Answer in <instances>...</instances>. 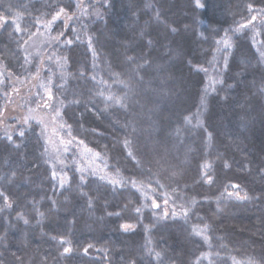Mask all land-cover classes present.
Wrapping results in <instances>:
<instances>
[{
	"label": "trees",
	"instance_id": "trees-1",
	"mask_svg": "<svg viewBox=\"0 0 264 264\" xmlns=\"http://www.w3.org/2000/svg\"><path fill=\"white\" fill-rule=\"evenodd\" d=\"M201 3L0 0L2 264H264V0ZM39 113L124 186L61 187Z\"/></svg>",
	"mask_w": 264,
	"mask_h": 264
},
{
	"label": "rangeland",
	"instance_id": "rangeland-1",
	"mask_svg": "<svg viewBox=\"0 0 264 264\" xmlns=\"http://www.w3.org/2000/svg\"><path fill=\"white\" fill-rule=\"evenodd\" d=\"M21 94L22 92L17 95L15 102L11 103L6 108L4 114L0 116V129L4 128L7 125L9 119H13L26 113V110L21 107V104H18V102L22 98ZM38 116L45 124V128L48 134V145L51 148L53 156H56V158H54L53 172L56 173L55 177L57 178L59 183H61V180L65 181V175L60 167L63 163V158H68V155H70V153H72V158H75V160L78 161V166L81 167L82 170H90L107 180H115L108 172L104 159L100 155H97V153L81 146V144H73V142H70L68 138L64 137L63 135L60 138L57 133L61 134V132L55 133V131L52 129L54 124H52V121L49 118L50 116L48 117L46 114L40 113ZM56 134L58 138L56 137ZM71 150H76V152L73 153Z\"/></svg>",
	"mask_w": 264,
	"mask_h": 264
},
{
	"label": "snow or ice",
	"instance_id": "snow-or-ice-1",
	"mask_svg": "<svg viewBox=\"0 0 264 264\" xmlns=\"http://www.w3.org/2000/svg\"><path fill=\"white\" fill-rule=\"evenodd\" d=\"M196 5H197L198 7H204V5L201 3V0H196ZM63 14H65V9H64V8H60L59 12H57L55 15L52 16V19L48 22V26H50L54 21H56L57 19H59V18L61 17V15H63ZM18 16H19V14H17V17H18ZM67 19L71 20V19H73V17L68 16ZM253 19H255V17H253ZM12 24H15V31H20V30H21L19 24H16L15 21H10V20H8L7 18H0V26H8V25H12ZM241 27H243V25H242ZM173 31H175V29H173ZM237 31H239V29H237ZM32 35H35V33H31V34L29 35V38H30V39H31V36H32ZM58 38H59V37H56L55 39H58ZM77 39H79L78 36H77ZM25 43H26V41H25ZM66 43L71 44L72 41H71V40H68V41H66ZM223 43L225 44L226 47H227V46H230V45H229V42L227 41V39H225V40L223 41ZM89 44H91V38H90V37H89ZM129 59H132V58L129 57ZM0 75H2V74H0ZM48 97H49V99H52V95H51V92H50V91L48 92ZM109 99H112V98L109 97ZM116 102H117V103H120L119 98H116ZM44 106H45V107H51V105H49L47 102H45V105H44ZM122 106H123V105H122ZM59 114H60V113L57 111V115H59ZM27 123H28V120L25 119V120H24V124H27ZM18 135H19L20 137H24L25 132H24L23 130H21V131L18 133ZM8 139L11 140L12 137L9 136ZM81 143H82V142H81ZM129 143H130L129 141L125 140V141L123 142L124 147H127ZM16 147H19V145H16ZM97 155H99V154L97 153ZM128 156L131 157V156H132V153L129 152V153H128ZM226 166H227V165H226ZM205 167H207V165H205ZM11 175L14 177V176H15V173L13 172ZM53 175L55 176L56 173L54 172ZM83 179H84V178L81 177V180H82V181H83ZM101 179H105V178H104V177H101ZM211 179H212V178L209 176V177H208L209 182H211ZM65 182H66V181L61 180V187H63V184H64ZM108 182H109L110 184H113V185L119 184L121 187L124 186V185L122 184V182L119 181V180H109ZM232 187H239V186H238V185H232ZM228 195L231 196L232 193H229ZM236 197H237V199H248L247 195L241 197V196L239 195V193H236ZM0 198H3V200L5 201V203H4V208H11V207H12L11 203L8 202V197L5 196L2 192H0ZM165 203H167V201H165ZM192 203H193V205H194V204L196 203V201L193 200ZM156 207H159V205H156ZM2 210H3V209H0V211H2ZM137 211H139V209H137ZM187 212H188V210L185 209V210H184V215H185V216L187 215ZM41 215H43V214H41ZM173 215H175V214H173ZM165 216H167V213H165ZM21 218H22V216H21ZM24 222L27 223L28 221L25 220ZM123 227H124L125 230H128V229H130V228L132 227V225L125 224V225H123ZM206 227H207V226H206ZM198 234H202V233H198ZM63 242H64V241H61V243H63ZM64 251H65V252H68L69 249L65 248ZM152 251H153L152 249H149V250H148L149 254H151ZM161 255H162L161 252H156V253H155V256H156V258H157L158 260L161 258ZM16 259L19 260V258H16ZM0 264H2V261H0ZM130 264H135V262H134V261H133V262H130Z\"/></svg>",
	"mask_w": 264,
	"mask_h": 264
}]
</instances>
